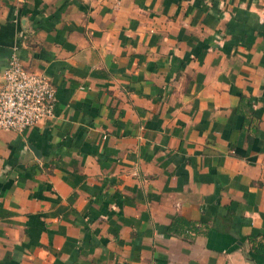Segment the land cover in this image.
Segmentation results:
<instances>
[{"label":"crops","instance_id":"1","mask_svg":"<svg viewBox=\"0 0 264 264\" xmlns=\"http://www.w3.org/2000/svg\"><path fill=\"white\" fill-rule=\"evenodd\" d=\"M53 114L0 128V264H264V0H0Z\"/></svg>","mask_w":264,"mask_h":264},{"label":"built area","instance_id":"2","mask_svg":"<svg viewBox=\"0 0 264 264\" xmlns=\"http://www.w3.org/2000/svg\"><path fill=\"white\" fill-rule=\"evenodd\" d=\"M54 101L48 76L27 69L14 46L0 73V128L22 131L50 117Z\"/></svg>","mask_w":264,"mask_h":264}]
</instances>
